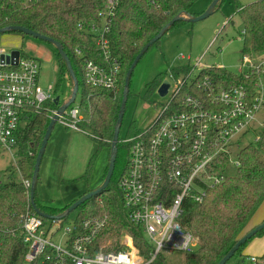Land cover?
Listing matches in <instances>:
<instances>
[{"label":"built area","instance_id":"obj_1","mask_svg":"<svg viewBox=\"0 0 264 264\" xmlns=\"http://www.w3.org/2000/svg\"><path fill=\"white\" fill-rule=\"evenodd\" d=\"M119 3L104 0L95 21L77 25L78 31L88 36L97 59L85 57L78 46L73 49L81 64L84 87L106 90L114 97L120 91L121 64L112 55L108 35ZM214 43L215 39L206 52ZM8 54L9 62L1 59L0 50V153L14 159L22 131L32 117L44 113L51 120L69 97L61 102L56 86H40L36 58L19 51L14 62L11 52ZM203 58L188 64L187 74L170 71L164 80L169 84L164 96L167 100L156 118L135 135L118 139L127 146L126 170L118 181L122 207L128 223L148 243L150 258L140 255L127 234L122 235L120 251L98 249L107 215L77 216L72 227L63 228L69 215L42 218L32 209L28 195L27 208L12 232L24 247L23 264H150L163 251H195L198 240L181 223L186 203H203L211 191L231 177V168L235 171L239 167L236 156H231V147L252 131L253 124L258 126L254 143L264 131V116L262 122L257 121L258 113L264 111V54L242 53L239 72L230 73L240 78L234 80L203 74L209 68L227 71L204 66ZM56 98L58 105L54 104ZM74 102L58 115L57 122L82 132L79 125L87 121L88 114L81 103ZM16 169L17 179L29 192L31 181L20 177ZM97 202L101 203V198ZM245 260L247 264H264L262 257L248 256Z\"/></svg>","mask_w":264,"mask_h":264},{"label":"trees","instance_id":"obj_2","mask_svg":"<svg viewBox=\"0 0 264 264\" xmlns=\"http://www.w3.org/2000/svg\"><path fill=\"white\" fill-rule=\"evenodd\" d=\"M103 1L31 0L25 3V0H0V29L19 26L57 41L71 62L78 87L80 85L83 87L82 103L88 119L79 126L81 133L97 145L96 153L89 159L82 177L86 180L90 177L98 151L104 148L110 150L124 80L136 55L176 16L182 13L200 15L191 13L198 0H120L108 35L112 55L121 64L120 91L119 95L114 97L106 90L84 87L81 64L73 54L74 47L78 46L83 50L85 57L97 59L88 36L79 32L77 25L79 23L88 25L95 21L96 12L102 7ZM211 1L209 0V3ZM222 1L218 2L215 10ZM235 11L245 30V46L242 53L264 54V0L244 6L235 0ZM183 22L188 21L176 22L169 30ZM7 34L26 36L21 33ZM58 58L60 76L66 75V66L59 56ZM170 71L175 74L179 72L187 74L190 67L172 68ZM203 74L216 79H240L216 68H209ZM162 82L163 79L160 77L155 78L145 86L147 92L156 90ZM70 83L72 92L71 80ZM71 92L68 94L69 98ZM50 106L54 108V104ZM49 123L48 115L42 113L33 116L22 131L19 151L23 158L21 156L17 166L25 180L31 181L35 163V157H26V152L33 149L38 152ZM117 148L115 168L109 185L99 196L91 198L77 208L80 210L78 217L107 215L108 222L98 237L97 248L118 252L122 249L120 246L122 235L129 234L140 255L148 260L151 249L142 233L128 223L122 207L118 181L126 170V161L116 177L114 173L117 162L121 163L123 156H127V146L118 143ZM236 159L239 161V167L223 184L211 191L203 203L185 205L181 223L196 237L198 247L191 253H181L184 264H217L242 236L248 222L264 201V131L254 145L240 149ZM28 195V190L14 177H6L5 182H0V264H23L24 247L19 238L12 236V232L17 229L19 218L27 208ZM98 198H101V203L97 202ZM34 203L41 212L50 215L61 214L72 204L62 210L42 208L36 202V194ZM262 235L264 230L242 245L226 264L234 258L235 264H244L243 250L251 240ZM150 264H166V261L159 254Z\"/></svg>","mask_w":264,"mask_h":264},{"label":"rangeland","instance_id":"obj_3","mask_svg":"<svg viewBox=\"0 0 264 264\" xmlns=\"http://www.w3.org/2000/svg\"><path fill=\"white\" fill-rule=\"evenodd\" d=\"M208 1L198 0L191 9V13L196 15L204 12L209 5ZM237 1L244 6L258 0ZM242 31V21L235 11V0H223L219 8L208 18L195 23L183 22L175 25L157 43L153 44L133 70L120 125L119 139L135 135L156 118L160 107L167 98L159 96L158 89L147 92L145 86L157 77L163 81L166 80L170 69L193 64L204 57L202 59L204 66H216L224 68L232 74L238 73L242 50L245 46ZM216 32L219 34L216 35ZM214 39L215 43L206 52ZM0 50L3 52L1 59H5L7 62H9L8 53L15 50L36 58L40 63V86L43 89H46L47 86H56L61 102L71 92V83L67 74L60 76L59 58L53 45L29 36L3 34L0 35ZM82 93L83 87L80 85L74 104L81 103L84 108ZM263 116L264 111L261 110L257 115V121L262 122ZM251 129L252 131L248 134L240 137L237 144L232 145L231 156L233 159L241 147L255 144L257 124H253ZM94 144L83 133L67 129L60 122L55 123L39 167L35 190L36 202L42 208L62 210L85 193L96 190L103 183L110 158L108 148L98 151L88 180L79 175L82 160L89 152H92L89 159L96 153L95 146L97 148V145L94 146ZM28 153L36 159L38 152L33 149L26 152V157H29ZM21 156L20 151L14 159L9 154L0 153V182H5L6 177L15 179L19 177L16 167L18 168L17 162ZM125 161L126 155L121 159V163L117 162L114 177L119 174ZM230 173L233 174L232 168ZM79 212V209L71 212L63 223V228L72 227ZM61 235L62 232L57 236V241ZM122 238L120 239L121 247ZM133 247L136 249L134 242ZM161 255L165 258L166 264H184L183 255L179 252L163 251ZM235 259H232L228 264H235ZM245 264H247L246 261Z\"/></svg>","mask_w":264,"mask_h":264},{"label":"water","instance_id":"obj_4","mask_svg":"<svg viewBox=\"0 0 264 264\" xmlns=\"http://www.w3.org/2000/svg\"><path fill=\"white\" fill-rule=\"evenodd\" d=\"M218 2H220V0H212L211 3L206 8V10L198 16H192L191 14H188V13H182L181 15L176 16L165 27H163V29L156 36H154L147 44H145L141 48V50L139 51V53L136 55L135 59L131 63V65H130L127 73H126L125 80H124L123 94H122L119 113H118L115 129H114V133H113V138L111 141L110 158H109L108 169H107V173H106V176L104 178V181L96 190L88 192L85 195H83L82 197H80L79 199H77L64 212H62L59 215H50V214L41 212L36 207V205L34 203V194H35L37 179H38V175H39V167H40L43 155H44V151H45L48 139L51 135V132H52V129H53L55 123L57 122L58 115L62 114L66 110V108L70 104H72L75 100L77 90H78L77 79L74 75L73 68H72V65H71V62H70L68 56L63 51L61 45L57 41L50 39V38H47V37H44V36H41L37 33H34L33 31H30L28 29H25V28H22L19 26H8V27H4V28L0 29V35L7 34V33H21V34H24L26 36L32 37L34 39H37L39 41L53 45L54 48L56 49L58 56L60 57V59L65 64L67 74H68V76L72 82V92H71L70 98L68 99L66 104H64L58 108L57 114L51 118L50 123L46 129V132L44 133V136H43V139H42V142H41V145L39 147V150H38V153H37V156L35 159V163H34L32 179H31V186H30V191H29V199H30V204H31L32 209L40 217L45 218V219H59V218H62L64 216H67L71 212L76 210L79 206H81L83 203H85L86 201H89L91 198L99 196L107 188V186L109 185V182L112 178L113 171L115 168V162H116L117 151H118L117 145H118L120 125H121V121H122L124 110H125V105H126L127 98H128L130 79H131V76H132V73H133L135 66L137 65L139 60L142 58V56L146 53V51L153 44H155L157 41H159L176 22L186 20L190 23H195V22H199L201 20H204L214 13ZM18 54H19V51H17V50L11 52V59H13L14 62L17 60ZM168 88H169V84L166 81H164L159 86L157 93L159 94V96L164 97L167 94ZM54 104L58 105V98H56L54 100ZM262 230H264V222L259 224L256 227H254L253 229H251L250 231H248L244 235H242L237 240V242L234 244V246L228 251V253L217 264H226L234 256L235 252L242 245H244L247 241H249L251 238H253L257 233L261 232Z\"/></svg>","mask_w":264,"mask_h":264},{"label":"crops","instance_id":"obj_5","mask_svg":"<svg viewBox=\"0 0 264 264\" xmlns=\"http://www.w3.org/2000/svg\"><path fill=\"white\" fill-rule=\"evenodd\" d=\"M208 4H210L209 1H208ZM200 13H203V12H200ZM94 146H95V144H94ZM95 149H96V146H95ZM91 153L92 152H89L88 155L82 160L81 169L79 171V175L80 176H83L84 173H85L86 166L88 164L87 161H88ZM261 206H259V209L256 210V212L254 213V215L252 216V218L248 222V224H247V226H246V228H245V230H244L242 235H244L245 233H247L248 231H250L254 227H256L259 224L264 222V205H263V207H261ZM260 207H261V209H260ZM248 255H252V256H255V257H262L264 255V235L254 238L245 247V249L242 252V256L244 257V259H246L248 257ZM245 261L246 260L243 261L244 264H245Z\"/></svg>","mask_w":264,"mask_h":264}]
</instances>
